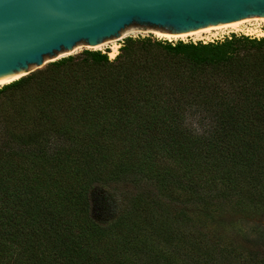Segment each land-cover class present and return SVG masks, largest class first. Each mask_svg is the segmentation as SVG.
I'll return each mask as SVG.
<instances>
[{"label": "trees", "instance_id": "obj_1", "mask_svg": "<svg viewBox=\"0 0 264 264\" xmlns=\"http://www.w3.org/2000/svg\"><path fill=\"white\" fill-rule=\"evenodd\" d=\"M0 96V264H264V38L129 37Z\"/></svg>", "mask_w": 264, "mask_h": 264}, {"label": "water", "instance_id": "obj_2", "mask_svg": "<svg viewBox=\"0 0 264 264\" xmlns=\"http://www.w3.org/2000/svg\"><path fill=\"white\" fill-rule=\"evenodd\" d=\"M254 17L264 0H0V81L127 32L185 34Z\"/></svg>", "mask_w": 264, "mask_h": 264}, {"label": "bare ground", "instance_id": "obj_3", "mask_svg": "<svg viewBox=\"0 0 264 264\" xmlns=\"http://www.w3.org/2000/svg\"><path fill=\"white\" fill-rule=\"evenodd\" d=\"M260 23L264 24V17H255L252 19L247 18V19L237 20V21H233V22L225 23V24L210 25V26H206L204 28L194 30V31H191V32H188L185 34H158V33H152V34L159 39H163V40L170 41V42H172L174 40H185L187 38H190L192 40H208L209 36L214 37L219 32H221V33H224V32L225 33H232V34L242 33L244 35H251L252 33H255L257 31L253 32V31L249 30L245 25L248 24V25L253 26V25L260 24ZM127 34L133 35V34H140V33L139 32H127L118 38H122ZM107 45H109V48H110L109 56L111 58H114L115 55L117 54V48H118L117 44L115 43V40H113L111 42L109 41V42H104L101 44L86 46V47L93 49V50H98V49H101L102 47H105ZM79 47L80 46H77L76 48L69 50L66 53H63L57 57L59 58V57L65 56V55H70L73 52L77 51L79 49ZM21 76H22V73H20L16 76L10 77L8 79L0 81V87L4 86L6 84H9L12 81L19 79V77H21Z\"/></svg>", "mask_w": 264, "mask_h": 264}, {"label": "rangeland", "instance_id": "obj_4", "mask_svg": "<svg viewBox=\"0 0 264 264\" xmlns=\"http://www.w3.org/2000/svg\"><path fill=\"white\" fill-rule=\"evenodd\" d=\"M255 18V17H254ZM250 19H252V18H250ZM249 30H251V31H257V32H255V33H252L251 35H248V36H246V35H244V34H242V33H235V34H232V33H221V32H219L216 36H214V37H210L209 36V39L208 40H192V39H190V38H187V39H185V40H174V41H172V42H176V41H182V42H185V43H187V42H191V43H193V42H196V43H200V41H206V42H208L209 40H213L214 42L213 43H215V42H222V41H224V40H227L228 39V37L229 38H232V37H236V38H241V37H245V38H248V39H261V38H264V24H257V25H253V26H251V25H245ZM246 28V29H247ZM247 29V30H248ZM140 34H127V35H125L124 37H122V38H118V39H115V43L117 44V54L115 55V57L118 55V53H119V49H120V47L122 46V44L124 43V40L126 39V38H129V37H131V38H137V37H141V38H144V37H148V38H151V39H153V40H163V39H159V38H157V37H155L152 33H150V32H139ZM214 38H217V39H220L221 38V40L222 41H216ZM113 41V40H112ZM109 42V41H108ZM111 42V41H110ZM170 42V41H169ZM208 43H211V42H208ZM85 50H89V51H101L102 53H107V56H108V58L110 59V60H113L114 58H111L110 56H109V53H110V48H109V45H107V46H105V47H102L101 49H98V50H93V49H90V48H88V47H86V46H84V45H81L80 47H79V49L77 50V51H75V52H73L72 54H70V56H74V55H77V54H79V53H81V52H83V51H85ZM66 57H68V55H65L63 58H66ZM60 59H62V58H59V59H56V60H53V62H56V61H58V60H60ZM53 62H51V61H46L45 63H44V65L43 66H41V67H38V68H35V69H33V70H31V72L28 74V75H30L31 73H37V72H39V71H42V70H44L49 64H51V63H53ZM27 76V75H26ZM2 87V86H1ZM0 87V88H1ZM7 105V101L5 100V96H0V115L2 114V112L5 110V106H3V105ZM2 106L4 107V108H2Z\"/></svg>", "mask_w": 264, "mask_h": 264}, {"label": "built area", "instance_id": "obj_5", "mask_svg": "<svg viewBox=\"0 0 264 264\" xmlns=\"http://www.w3.org/2000/svg\"><path fill=\"white\" fill-rule=\"evenodd\" d=\"M246 36H248V35H246ZM216 41H222L221 40V38L220 39H217V38H214ZM228 39H230L229 37H228ZM208 42H211V43H213L214 41L213 40H209ZM208 42H206V41H200V43H202V44H206V43H208ZM194 44L196 43V42H193Z\"/></svg>", "mask_w": 264, "mask_h": 264}]
</instances>
